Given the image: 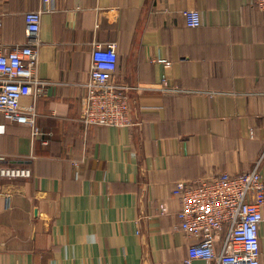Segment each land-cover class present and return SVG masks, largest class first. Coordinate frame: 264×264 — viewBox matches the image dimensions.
Instances as JSON below:
<instances>
[{
	"label": "crops",
	"instance_id": "1",
	"mask_svg": "<svg viewBox=\"0 0 264 264\" xmlns=\"http://www.w3.org/2000/svg\"><path fill=\"white\" fill-rule=\"evenodd\" d=\"M53 3L39 34L48 88L20 100L36 105L42 133L0 114L1 153L32 170L0 182V264H184L196 238L178 228L176 183L261 159L264 179V12L252 0ZM40 4L0 0V46L27 42L24 15ZM187 9L202 25H187ZM100 41L117 44L132 126L85 128L81 119Z\"/></svg>",
	"mask_w": 264,
	"mask_h": 264
},
{
	"label": "built area",
	"instance_id": "2",
	"mask_svg": "<svg viewBox=\"0 0 264 264\" xmlns=\"http://www.w3.org/2000/svg\"><path fill=\"white\" fill-rule=\"evenodd\" d=\"M53 1L41 0L39 8L25 13L27 42L10 48L0 46V114L8 121L31 126L34 137L42 133L36 127V105L23 106L20 100L26 96L36 98L48 88L49 82L38 71L42 44L39 34L42 15L55 9ZM252 2L264 12V0ZM183 14L189 27L202 25L199 10L187 9ZM116 48L115 42H94L92 46L90 74L82 84L85 96L81 119L85 128L134 125L127 94L130 87L117 78ZM164 89H169L167 83ZM48 143L45 139L44 144ZM261 160L242 173L222 172L197 184L176 183L174 193L181 202L178 228L196 238L188 247L184 264H193L197 259H207L213 264H261L259 238L264 220ZM31 176V168L11 164L0 151V182ZM220 237L222 247L218 249Z\"/></svg>",
	"mask_w": 264,
	"mask_h": 264
}]
</instances>
